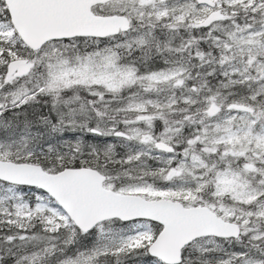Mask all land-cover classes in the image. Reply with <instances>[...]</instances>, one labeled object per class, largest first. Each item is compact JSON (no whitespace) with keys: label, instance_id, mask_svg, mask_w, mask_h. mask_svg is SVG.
Instances as JSON below:
<instances>
[{"label":"snow or ice","instance_id":"obj_1","mask_svg":"<svg viewBox=\"0 0 264 264\" xmlns=\"http://www.w3.org/2000/svg\"><path fill=\"white\" fill-rule=\"evenodd\" d=\"M0 264H264V0H0Z\"/></svg>","mask_w":264,"mask_h":264}]
</instances>
